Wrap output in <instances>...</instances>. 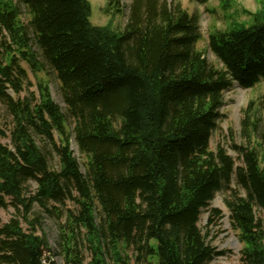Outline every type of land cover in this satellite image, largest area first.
<instances>
[{
    "label": "trees",
    "instance_id": "trees-1",
    "mask_svg": "<svg viewBox=\"0 0 264 264\" xmlns=\"http://www.w3.org/2000/svg\"><path fill=\"white\" fill-rule=\"evenodd\" d=\"M248 15L251 25L208 35L218 69L178 0H132L121 31L92 25L88 0H0V107L11 118L0 126V210L14 211L0 224V264H54L41 214L57 222L64 264H210L223 252L198 223L223 190L241 264H264V134L243 122L238 166L209 145L224 94L264 86V9ZM23 65L53 71L66 115L45 82L21 97L31 85ZM210 212L209 222L221 215Z\"/></svg>",
    "mask_w": 264,
    "mask_h": 264
},
{
    "label": "rangeland",
    "instance_id": "rangeland-1",
    "mask_svg": "<svg viewBox=\"0 0 264 264\" xmlns=\"http://www.w3.org/2000/svg\"><path fill=\"white\" fill-rule=\"evenodd\" d=\"M18 2V0H13ZM132 0H88L91 6L92 25L98 27H109L114 31H121L125 26L129 7ZM182 7L191 15L199 28L201 35L200 41L197 43V49L204 53L207 62L214 68L221 69L222 64L208 49V35L214 31H224L234 25L249 26L252 24V19L248 13H256L264 9V0H228L226 2L227 8H223L220 0H209L206 3H200L194 0H178ZM22 21L26 23L24 9H21ZM31 37V36H30ZM32 38V37H31ZM33 50L37 53L39 60L40 53L33 45ZM23 67L27 70L30 86L21 93V97L28 96L30 92H37L38 82H45L50 91L52 100L59 106L62 113L66 115L65 105L60 94V85L56 79L55 74L48 66L45 72L33 75L26 65ZM264 94V86L257 85L253 89L244 90L234 86L230 91L224 94V105L220 109L221 117L217 121V127L213 131L210 139V149L215 150L217 147H222L227 154L233 159L235 165L241 164V158L232 149L233 145L245 146L248 136L243 132V122L247 120V132L251 136L261 139L264 134V113L260 107V99ZM12 95V94H11ZM253 101V105L248 109L249 103ZM258 122V135L256 136L251 126V122ZM11 118L0 107V126L8 130L10 128ZM71 124V121L68 122ZM36 145L40 148L42 153L48 158L51 168L56 169L57 163L54 155L51 152L50 146L43 139L34 136ZM3 144L10 145L7 139L1 140ZM71 150L76 158L80 171L85 174V159L81 156L78 148L71 140ZM31 189H35V184H30ZM231 188L235 189L234 184ZM230 192L223 190L218 192L214 199L210 202L209 207L204 210L200 216L198 227L201 234L205 237L206 242L216 251L223 252V255L217 256L210 264H241L240 250L241 245L231 230L229 223V213L225 206V200L229 198ZM218 210L221 215L219 218L212 217L209 222L211 210ZM37 212V209H35ZM14 211L12 208L7 210H0V224L7 222ZM40 225L38 233H43L52 249V262L54 264H64L62 256L57 249L56 240L58 236V228L56 220L52 219L46 214H41ZM23 229L27 230V225L22 222ZM84 261L89 260L88 252L84 251ZM132 257L131 252L128 253V258ZM133 263V262H131ZM47 264V263H42Z\"/></svg>",
    "mask_w": 264,
    "mask_h": 264
},
{
    "label": "built area",
    "instance_id": "built-area-1",
    "mask_svg": "<svg viewBox=\"0 0 264 264\" xmlns=\"http://www.w3.org/2000/svg\"><path fill=\"white\" fill-rule=\"evenodd\" d=\"M43 263H45V262H43Z\"/></svg>",
    "mask_w": 264,
    "mask_h": 264
}]
</instances>
